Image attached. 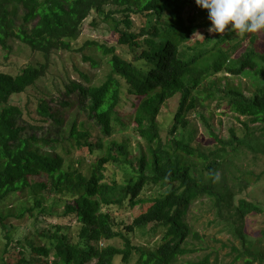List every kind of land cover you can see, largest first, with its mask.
I'll return each instance as SVG.
<instances>
[{"label":"trees","instance_id":"obj_1","mask_svg":"<svg viewBox=\"0 0 264 264\" xmlns=\"http://www.w3.org/2000/svg\"><path fill=\"white\" fill-rule=\"evenodd\" d=\"M112 7L122 13L118 21ZM92 12L102 15L118 44L129 47V56L87 40L85 45L109 55V70L99 84L70 80L64 87L65 94L73 96L62 98L61 104L78 107L68 120L46 99L38 101L36 111L42 121L50 119L48 135L24 136L19 124L22 110L10 103L12 95L36 84L48 63L29 64L16 74L0 71V204L10 196L18 197L12 205H0V228L5 229L0 237V264H114L117 258L124 264L131 260L134 264H211L208 255L181 261L197 250L191 239L200 236L187 214L203 196L241 242V249L234 248L233 260L264 264V250L247 245L244 232L246 218L264 210L245 198L234 200L235 187L240 191L262 175L245 170L234 178H242L244 184L233 178L230 184L222 171L246 150L253 158L264 157V47L258 44L264 33L225 32L211 45L198 41L191 45L192 35L210 23H201L207 10L194 0H0V46L8 48V40L18 39L47 61L53 50L70 49ZM131 14L145 17L139 31L132 30ZM97 63L91 58V65ZM238 76L247 82L230 79ZM177 94L178 104L163 139L158 117L166 101ZM212 100L259 123L260 133L243 122L244 132L230 128L223 139L207 123L215 147L194 145L185 132L186 116L197 102ZM79 113L86 119H79ZM119 123L130 124L138 137L135 151L129 134L115 136ZM86 152L96 155L87 160ZM112 164L117 170L109 176ZM148 184L166 188L156 196L143 197ZM56 197L64 200L63 216L81 225L80 240H72L58 228L42 229L33 238L14 237V228L7 229L10 218H21L29 211L52 215ZM125 203L143 209L130 224L120 226L104 208ZM136 229L144 234L161 232V236L153 246H148L151 240L135 244L131 234ZM115 238L121 246L100 244Z\"/></svg>","mask_w":264,"mask_h":264},{"label":"rangeland","instance_id":"obj_2","mask_svg":"<svg viewBox=\"0 0 264 264\" xmlns=\"http://www.w3.org/2000/svg\"><path fill=\"white\" fill-rule=\"evenodd\" d=\"M112 8L116 12L113 16L116 20H119L122 17V13L116 11V7ZM19 12H21V8ZM131 19L133 21L132 30L139 31L145 21V17L140 14H131ZM102 20V15L92 12L83 22L80 33L72 43L70 49L53 50L49 54L47 61L41 52L33 51L18 39L8 40V48L0 46V71L16 74L29 64L48 63L47 71L36 81L35 85L30 86L25 92L14 94L10 97V103L18 105L22 110L19 124L24 127L22 132L24 136L31 134L42 136L48 135L50 132V119L42 121V117L36 111L37 103L41 98L46 99L50 106L55 105L61 109L65 120H68L72 113H78L77 106L66 107L61 104L62 98L66 99L73 96L72 93H69L68 96L65 94L66 89L64 87L70 84V80L81 81L85 84L88 81L91 84H99L104 80L105 74L109 70L107 65L109 55H102L94 45H85L87 40H95L99 43L107 44L108 47H115L117 52L122 53L124 56H129V47L125 44H118L116 36L108 30L107 23ZM206 20L207 18L201 20V23L206 22ZM93 21L95 22L94 26L91 24ZM207 26L208 24L204 25L192 35L189 42L191 45L196 44L197 41L204 45H211L218 37L224 34H209L206 31ZM258 44L264 47V39H260ZM84 56H88V58L86 59ZM91 58L98 61L96 66L91 65ZM230 79L235 82L238 79L242 84L247 82V79L241 76L230 77ZM178 96L177 94L166 101L158 117L159 124L162 127L161 136L163 139L167 136V130L172 121L171 116L178 104ZM216 102V100L205 103L197 102L196 107L188 112L186 117L189 123L185 132L190 133L194 145L199 144L207 149L215 147L216 143L209 135L207 123L223 139L228 137L230 128H234L238 134L244 132L246 126H244L243 122H246L256 134L260 133L259 123L250 122L248 118L239 116L225 105L220 106ZM78 116L79 119H86L83 118L84 115L82 113H79ZM92 125L94 126L92 127L93 132L96 133L97 127L94 123ZM126 133L130 135L129 142L135 151L136 139L138 137L133 134L131 125H121L119 123L115 126V136L119 139L123 138V135ZM74 152L77 153L79 151L74 150ZM246 152V154L241 155L242 157L234 159V165L224 168L222 171L226 174V182L230 184L232 182L231 178L234 179L235 175L241 177L242 171L245 170H254L256 174L262 175L260 179H254L253 182L245 186L243 185L240 191L235 187L236 194L234 200L245 198L248 201L257 203L264 210V157L253 158L252 153H249L248 150ZM86 155L87 160H89L91 157H95L96 153L90 156L86 152ZM112 170H117L114 164L108 166L107 174L109 176L112 175ZM222 171H218L219 176ZM117 176H119V173ZM239 180L244 184L242 178L234 179L237 182ZM174 185L175 183H170L169 186ZM165 188L160 185L148 184L144 187L141 196H156L159 192H163ZM17 198V196H10L8 198L9 202L7 201L0 205L4 206L7 203L8 205H12V202L17 200ZM58 198L56 197V204H54L52 215L42 216L36 210L33 212L29 211L21 218H10L7 229L11 230V228H14V237L27 235L33 238L37 231L42 229L55 230L58 228L62 233H67L72 240H80L79 231L81 225L71 216H63L64 200H59ZM104 209L111 212V216L115 222H118L120 226H124L130 224L143 207L138 205L131 208L125 203L123 205H112ZM187 220L200 237L191 239L194 244L193 246L197 250L183 256L181 261L188 259L197 260L208 255L211 264H242V258L236 261L233 260L237 255V250L241 249V242L230 232L225 221L218 218L212 201L204 196L195 200L189 208ZM244 228V232L247 234V245L264 250V212L250 214V217H247L245 220ZM4 231V228H0L1 238L4 236ZM131 236L132 242L135 244L146 245L149 244L147 240H151L152 243L148 246H153L152 244L159 240L161 232L155 235L150 233L144 234L141 230L136 229ZM106 243H115L118 246L122 245L119 238L100 242L101 245H105ZM234 248L237 250H234ZM114 264L124 263L117 258ZM130 264H134V260H131Z\"/></svg>","mask_w":264,"mask_h":264},{"label":"clouds","instance_id":"obj_3","mask_svg":"<svg viewBox=\"0 0 264 264\" xmlns=\"http://www.w3.org/2000/svg\"><path fill=\"white\" fill-rule=\"evenodd\" d=\"M207 10L209 34L264 33V0H194Z\"/></svg>","mask_w":264,"mask_h":264}]
</instances>
